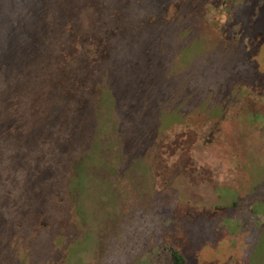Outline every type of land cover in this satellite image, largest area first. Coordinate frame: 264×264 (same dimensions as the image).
I'll return each instance as SVG.
<instances>
[{"label": "rangeland", "instance_id": "obj_1", "mask_svg": "<svg viewBox=\"0 0 264 264\" xmlns=\"http://www.w3.org/2000/svg\"><path fill=\"white\" fill-rule=\"evenodd\" d=\"M171 250L264 264V0H0V264Z\"/></svg>", "mask_w": 264, "mask_h": 264}, {"label": "trees", "instance_id": "obj_2", "mask_svg": "<svg viewBox=\"0 0 264 264\" xmlns=\"http://www.w3.org/2000/svg\"><path fill=\"white\" fill-rule=\"evenodd\" d=\"M90 125L89 124H85V127L83 128V133H90ZM172 253V258L174 261V264H184V258L183 256L176 250H171Z\"/></svg>", "mask_w": 264, "mask_h": 264}]
</instances>
